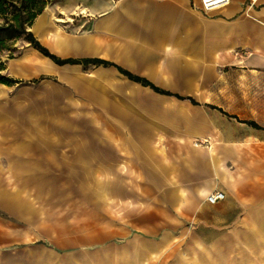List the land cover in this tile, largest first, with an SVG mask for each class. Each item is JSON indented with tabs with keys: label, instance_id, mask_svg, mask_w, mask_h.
I'll list each match as a JSON object with an SVG mask.
<instances>
[{
	"label": "crops",
	"instance_id": "0c3cea01",
	"mask_svg": "<svg viewBox=\"0 0 264 264\" xmlns=\"http://www.w3.org/2000/svg\"><path fill=\"white\" fill-rule=\"evenodd\" d=\"M30 29L77 62L4 60L0 264H264V102L225 101L264 82V0H55Z\"/></svg>",
	"mask_w": 264,
	"mask_h": 264
},
{
	"label": "trees",
	"instance_id": "16d2710c",
	"mask_svg": "<svg viewBox=\"0 0 264 264\" xmlns=\"http://www.w3.org/2000/svg\"><path fill=\"white\" fill-rule=\"evenodd\" d=\"M54 1L55 0H0V83L11 85L22 82V80L12 78L3 73L6 68V61L1 59L4 54H8L9 58L14 56V53L18 49L17 46H15L18 40L29 43L31 47L58 64L77 62V60L74 59H59L57 55L50 52V50L35 37L30 29L38 15L45 10L47 5ZM86 62H88V60ZM96 63L108 64V62L102 60H96ZM120 70L132 79L141 80L139 77L132 75L122 68ZM153 87L155 90L164 93L161 89L155 86ZM252 124L258 127V124L253 122Z\"/></svg>",
	"mask_w": 264,
	"mask_h": 264
},
{
	"label": "rangeland",
	"instance_id": "374dc122",
	"mask_svg": "<svg viewBox=\"0 0 264 264\" xmlns=\"http://www.w3.org/2000/svg\"><path fill=\"white\" fill-rule=\"evenodd\" d=\"M24 41L18 40L15 44L17 45H24ZM17 52V51H16ZM15 52V53H16ZM14 53V54H15ZM1 58L2 60H6L9 58L8 54H4ZM242 80V79H241ZM225 101L227 102H264V82L262 84H255L251 85L249 83H241L240 88L232 89L225 96Z\"/></svg>",
	"mask_w": 264,
	"mask_h": 264
},
{
	"label": "built area",
	"instance_id": "2783aa9c",
	"mask_svg": "<svg viewBox=\"0 0 264 264\" xmlns=\"http://www.w3.org/2000/svg\"><path fill=\"white\" fill-rule=\"evenodd\" d=\"M231 0H202L203 9L205 11L213 10L219 6L229 3ZM225 198V194L222 191H215L208 196L210 203H217Z\"/></svg>",
	"mask_w": 264,
	"mask_h": 264
}]
</instances>
